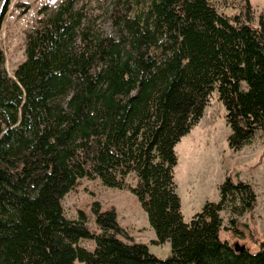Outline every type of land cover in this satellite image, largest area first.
<instances>
[{"label": "trees", "instance_id": "obj_1", "mask_svg": "<svg viewBox=\"0 0 264 264\" xmlns=\"http://www.w3.org/2000/svg\"><path fill=\"white\" fill-rule=\"evenodd\" d=\"M73 1L26 32L14 77L4 73L0 50V122H15L22 109L0 139V264H264V238L255 251H237L220 237L221 210L235 214L230 229L238 235V216L254 219L252 184L226 175L219 198L185 221L174 173L175 145L215 88L232 149L264 129V28L237 29L208 0H145L136 17L128 7L117 13L127 34L92 38L87 27L78 34ZM83 176L134 193L154 241L168 240L171 254L132 239L115 208L98 200L96 229L83 210L67 217L61 197ZM80 238L94 239V248Z\"/></svg>", "mask_w": 264, "mask_h": 264}, {"label": "rangeland", "instance_id": "obj_2", "mask_svg": "<svg viewBox=\"0 0 264 264\" xmlns=\"http://www.w3.org/2000/svg\"><path fill=\"white\" fill-rule=\"evenodd\" d=\"M65 0H0V50L3 54L2 68L6 75L14 77V69L25 57L26 32L38 23V19L51 14ZM216 15L226 16L237 29L249 27L264 28V0H208ZM74 10L78 13L79 29L87 27L89 35L100 38L118 40L127 34L128 27L116 19L117 13L127 10L130 18L144 10L145 0H74ZM264 46V39H259ZM128 46V43L126 44ZM127 46H124L125 48ZM249 84L241 80V89L246 91ZM68 94L63 98L66 102ZM21 104L14 111L16 121L0 122V139L5 131L16 126L22 119ZM226 109L218 97L215 88L200 121L177 142L175 151L177 164L174 168L177 191L181 199V211L185 221L194 212L200 210L211 196L220 195V183L226 175L233 179H241L252 184L257 194L253 210L254 219L249 213L238 216L239 228L243 234L238 235L230 229L229 218L235 216L231 211L221 210L222 228L220 237L231 243L244 244L252 251L258 248V241L264 238V129L255 132L252 138L240 149H232L228 144L229 125L225 118ZM192 154V156H191ZM189 160L195 162L196 177L206 175L210 180L189 185ZM200 168V169H199ZM215 179H220L214 184ZM128 181H133L131 176ZM203 184V185H202ZM98 200L102 209L115 208L118 222L128 235L136 241L148 244L149 250L157 256L166 257L171 254L170 242H155L156 234L148 221L147 213L141 206L137 196L127 188L107 186L99 177H79L76 184L63 193L60 203L65 215L75 218L79 210L87 216L89 228L96 229L91 206ZM247 223L248 226H242ZM78 243L90 250L95 242L92 238H80ZM75 264H84L76 260Z\"/></svg>", "mask_w": 264, "mask_h": 264}, {"label": "crops", "instance_id": "obj_3", "mask_svg": "<svg viewBox=\"0 0 264 264\" xmlns=\"http://www.w3.org/2000/svg\"><path fill=\"white\" fill-rule=\"evenodd\" d=\"M206 107V106H205ZM200 121V120H199ZM192 129V128H191ZM190 129V130H191ZM189 132V131H188ZM187 132V133H188ZM185 135V134H184ZM183 135V136H184ZM177 144V143H176ZM176 146V145H175ZM191 156H192V154H191ZM195 162H197V161H195ZM195 162H193V160H191V162H190V160H189V164H188V176H189V185L191 186V187H194V184L196 183V182H204V184L206 183L204 180L206 179L207 181L208 180H210L211 182H212V179L211 178H206V175H199V176H197L196 177V175H195V170H194V167H198L200 164H198V166H196V165H194L195 164ZM200 169V168H199ZM220 181V179H215L214 180V184H217L218 182ZM203 185V184H202ZM177 188H178V186H177ZM217 198H219V196L218 197H216L215 195L214 196H211L210 197V199H217Z\"/></svg>", "mask_w": 264, "mask_h": 264}, {"label": "water", "instance_id": "obj_4", "mask_svg": "<svg viewBox=\"0 0 264 264\" xmlns=\"http://www.w3.org/2000/svg\"><path fill=\"white\" fill-rule=\"evenodd\" d=\"M233 245H234V248L238 251V250H242V249H244L246 246L244 245V244H240V243H238V242H235V243H233Z\"/></svg>", "mask_w": 264, "mask_h": 264}]
</instances>
